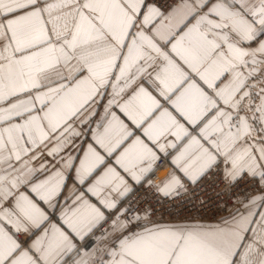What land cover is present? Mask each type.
Instances as JSON below:
<instances>
[{
  "label": "snow or ice",
  "instance_id": "snow-or-ice-1",
  "mask_svg": "<svg viewBox=\"0 0 264 264\" xmlns=\"http://www.w3.org/2000/svg\"><path fill=\"white\" fill-rule=\"evenodd\" d=\"M38 205L70 264H264V0H0V222Z\"/></svg>",
  "mask_w": 264,
  "mask_h": 264
},
{
  "label": "crops",
  "instance_id": "crops-1",
  "mask_svg": "<svg viewBox=\"0 0 264 264\" xmlns=\"http://www.w3.org/2000/svg\"><path fill=\"white\" fill-rule=\"evenodd\" d=\"M31 221L18 230L0 222V264H70L77 235L59 215L38 205ZM17 231L25 238L21 242ZM5 233L7 235H5Z\"/></svg>",
  "mask_w": 264,
  "mask_h": 264
}]
</instances>
